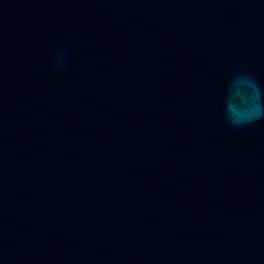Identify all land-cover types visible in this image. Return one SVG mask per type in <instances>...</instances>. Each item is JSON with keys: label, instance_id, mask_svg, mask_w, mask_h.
<instances>
[{"label": "water", "instance_id": "obj_1", "mask_svg": "<svg viewBox=\"0 0 264 264\" xmlns=\"http://www.w3.org/2000/svg\"><path fill=\"white\" fill-rule=\"evenodd\" d=\"M0 264H264V0H0Z\"/></svg>", "mask_w": 264, "mask_h": 264}, {"label": "clouds", "instance_id": "obj_2", "mask_svg": "<svg viewBox=\"0 0 264 264\" xmlns=\"http://www.w3.org/2000/svg\"><path fill=\"white\" fill-rule=\"evenodd\" d=\"M244 85H250L252 86L254 89L257 88L258 86L254 83V81L250 78H246V77H237L235 82H234V87H239V86H244ZM233 113L235 112V110H232ZM234 117V115H233ZM234 122H237L236 120H234Z\"/></svg>", "mask_w": 264, "mask_h": 264}]
</instances>
